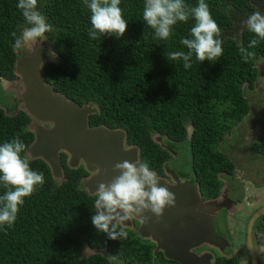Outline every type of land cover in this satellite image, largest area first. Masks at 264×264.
Returning <instances> with one entry per match:
<instances>
[{
    "label": "trees",
    "instance_id": "1",
    "mask_svg": "<svg viewBox=\"0 0 264 264\" xmlns=\"http://www.w3.org/2000/svg\"><path fill=\"white\" fill-rule=\"evenodd\" d=\"M205 2L221 29L217 38L222 40L223 54L202 63L193 54L188 69L182 60L166 57L171 51H188L181 39L191 38L192 18L173 26L168 39H159L143 20L145 0H120L128 21L125 34L117 38L97 33L93 40L85 0H37V11L53 28L44 35L57 55L44 66L45 80L53 90L79 106L96 107L89 127L124 132L126 147L138 149L137 163L147 161L157 174L171 159L170 150L188 147V169L196 176L202 198L209 199L218 195L221 184L217 177L225 157L220 144L247 116L244 92L249 90L244 87L253 88L258 65L264 61V40L248 48L256 37L246 26L241 31L240 20L246 21L255 11L264 14V0ZM18 3L0 0V80H15V39L30 27ZM185 3L194 7L198 0ZM241 48L256 55L245 62ZM14 108L12 104L9 109ZM29 124L24 112L7 115L0 109V144L19 137L27 150L34 139ZM188 128H192L190 141ZM155 136H161L162 144L153 141ZM60 161L61 184L53 181L43 161H29L33 170L43 172L44 183L24 198L10 227L0 226V264H149L153 247L137 232L123 228L126 238L112 240L92 225L97 196H89L83 188L82 179L88 174L83 166L70 169L64 154ZM9 187L0 182V196ZM87 247L106 249L107 256L86 257Z\"/></svg>",
    "mask_w": 264,
    "mask_h": 264
},
{
    "label": "water",
    "instance_id": "2",
    "mask_svg": "<svg viewBox=\"0 0 264 264\" xmlns=\"http://www.w3.org/2000/svg\"><path fill=\"white\" fill-rule=\"evenodd\" d=\"M51 45L44 36L32 47L16 49L14 81H0L3 94H12L16 103L14 114L24 112L31 120L28 130L34 140L25 152L29 161L41 160L49 168L54 182L64 180L60 154L68 157L67 166L76 169L82 164L90 175L83 180L84 190L89 196L96 194L99 183H109L118 172L113 171L115 163L123 160L137 162V148H125V133L103 127L89 128V117L97 111L91 104L79 106L64 95L56 93L44 76L43 67L56 60L57 55L50 54ZM25 86L21 94L20 85ZM1 108V105H0ZM5 114L8 111L5 110ZM49 126V128L47 127ZM192 130L188 131V138ZM160 143L161 138H153ZM174 186L159 179V185L167 187L175 194V206L166 207L161 217L151 212L143 216H130L139 222L138 234L143 240H151L156 251L161 250L165 258L177 264H210V256H198L193 250L202 244L211 246L219 252L228 244L218 238L214 232L213 219L225 208L223 202L204 201L195 185L181 184L173 172L166 170ZM98 209L95 207V212ZM119 211V210H118ZM123 215V213H121ZM148 217L147 221L143 217ZM264 216V209L258 211L250 220L246 231V250L251 264H256L251 244V230L254 222ZM115 223V221H114ZM131 229L130 220L122 225ZM175 231L170 232L169 229ZM85 248L83 255L107 256L106 249Z\"/></svg>",
    "mask_w": 264,
    "mask_h": 264
},
{
    "label": "clouds",
    "instance_id": "3",
    "mask_svg": "<svg viewBox=\"0 0 264 264\" xmlns=\"http://www.w3.org/2000/svg\"><path fill=\"white\" fill-rule=\"evenodd\" d=\"M85 4L91 11V39H97V33L102 36L115 35L117 38L125 34L128 21L119 6L120 0H91L90 3L85 0ZM17 7L22 10L30 27L24 28L21 35L16 37L15 47L33 48L40 38L53 30L52 25L37 11V0H19ZM189 18L195 21L191 28V38L181 39V44L188 51H171L166 57L169 61L182 60L185 69L192 67L193 54L201 63L214 62L223 54L222 40L217 38L221 29L212 17L209 5L205 0H198L194 7L187 5L185 0H145L143 20L159 39H168L172 35L173 26L178 22H187ZM244 24L256 37L251 40L248 48H255L260 40H264V14L255 11ZM13 36L16 34L13 33ZM240 53L245 62L256 55L246 48H241ZM50 54L55 55L51 50ZM20 91L21 94L25 91L23 84L20 85ZM25 150L26 145L19 137L0 144V182L6 187L10 186L0 196V226L10 227L16 220L24 198L31 196L36 187L44 183L43 172L33 170L29 159L22 157L21 153ZM113 171L119 175L109 183L98 184L95 200L98 211L91 217L92 225L99 232L106 233L109 239L126 238L127 233L123 228L120 227L119 231L117 228L130 216L138 217L151 212L159 218L166 207L175 206V194L159 185L158 176L147 161L136 163L123 160L115 163ZM147 219L143 217L145 222ZM88 251L92 252L90 249Z\"/></svg>",
    "mask_w": 264,
    "mask_h": 264
},
{
    "label": "flooded vegetation",
    "instance_id": "4",
    "mask_svg": "<svg viewBox=\"0 0 264 264\" xmlns=\"http://www.w3.org/2000/svg\"><path fill=\"white\" fill-rule=\"evenodd\" d=\"M244 89L249 90L248 93L244 92V94H248L249 111L247 116L235 126L232 133L228 134L224 138V142L220 144V152L225 158L222 162L223 170L217 177L221 183L219 193L214 198H202L204 201L215 200L223 202L225 205V208L221 209L213 219L212 225L216 236L224 240L228 246L224 247L222 252L206 244H202L193 250V253L198 256L209 255L210 264H251V259L246 250V231L251 218L258 211L264 209V61L258 65V80L253 88L250 85H245ZM12 96L11 93L6 95L0 90V104L3 105L4 101L6 105H12ZM251 97H255L256 101H250ZM9 113L14 114L8 110ZM189 129L192 130V128H188L187 133ZM246 135H250V139L245 144ZM187 139L190 141L191 135L188 138L187 134ZM243 149L247 152H243ZM169 153L172 155L171 159L163 165L162 174L156 173L158 179L174 186L172 178L166 173L168 170L174 173L181 184L188 182L195 185L199 190L196 176L191 175L189 169L180 164V162L186 163V159L182 154L180 155V151L170 150ZM233 154H236L235 157ZM241 160H245L244 166ZM243 167L245 168L243 169ZM87 178H83L82 182ZM129 220L132 227L129 230L138 234L139 222L131 217ZM169 231L175 230L170 228ZM260 239H264V216L259 217L254 222L251 230V244L256 264H264V240L260 241ZM145 241L153 247L149 264H177L167 260L161 250L156 251V245L151 240ZM241 242L244 245L241 246ZM235 251L237 253L231 254ZM115 264L125 263L118 261Z\"/></svg>",
    "mask_w": 264,
    "mask_h": 264
},
{
    "label": "rangeland",
    "instance_id": "5",
    "mask_svg": "<svg viewBox=\"0 0 264 264\" xmlns=\"http://www.w3.org/2000/svg\"><path fill=\"white\" fill-rule=\"evenodd\" d=\"M244 19H246V18H244ZM244 21H245V20H240L241 31H242L243 28L245 27ZM241 31H239V34H240ZM260 67H261V66H260ZM260 67H259V68H260ZM257 93H258V92H257ZM249 100H250V101H256L255 97H251ZM5 108H10V105L5 106ZM248 139H250V135H249V136H248V135L245 136V138H244V143H245V144L248 142ZM245 149H246V148H245ZM245 149H243L242 151H243V152H247V150H245ZM179 151H180V155L182 154V155L184 156V158L186 159V163H181V162H180V164H181V165H184L183 167H187V169H188V166H189V151H188V147H186L185 145H183L182 149H180ZM235 155H236V154H235ZM235 155L233 154V157H235ZM241 161L243 162V166H244V164H245V160H241ZM185 164H186V165H185ZM239 164H240V163H239ZM244 168H245V167H243V169H244ZM187 169H185V170H187ZM120 227H121V226H120ZM243 233H244V232H243ZM240 244H241V246L244 245L243 242H241ZM215 250H216V249H215ZM235 253H237V251H235V252H231V254H235Z\"/></svg>",
    "mask_w": 264,
    "mask_h": 264
},
{
    "label": "bare ground",
    "instance_id": "6",
    "mask_svg": "<svg viewBox=\"0 0 264 264\" xmlns=\"http://www.w3.org/2000/svg\"><path fill=\"white\" fill-rule=\"evenodd\" d=\"M50 43V42H49ZM53 63V62H52ZM46 65V64H45ZM44 65V66H45ZM43 70H44V67H43ZM45 76V75H44ZM16 79V78H15ZM50 85V84H49ZM12 104H15V106H16V103L14 102V101H12ZM1 105V108L0 109H2L3 111H5V110H10L9 108H5V106H7L5 103H3V105L2 104H0ZM15 110H16V108H14V109H12V110H10V111H12V112H14L15 113ZM20 112V111H19ZM22 112V111H21ZM5 113V112H4ZM29 118V117H28ZM29 120H30V122L32 123V120L29 118ZM48 128H49V126H47ZM90 128V127H89ZM104 128V127H103ZM109 130V129H108ZM190 130V129H189ZM117 131V130H116ZM192 133V132H191ZM160 137V136H159ZM154 138V137H153ZM161 138V137H160ZM162 139V138H161ZM34 140V139H33ZM125 140H126V138H125ZM153 141L155 142V143H157V144H162L161 143V140H160V143H158V142H156L154 139H153ZM162 146V145H161ZM29 148V147H28ZM125 148L126 149H130V148H128V147H126V145H125ZM131 148H135V147H131ZM61 154H63V153H61ZM60 154V155H61ZM65 155V157H66V160L68 161V157H67V155L66 154H64ZM35 161V160H34ZM67 161H66V163H67ZM61 162V161H60ZM137 162H138V153H137ZM136 162V163H137ZM62 166V165H61ZM79 166H83L82 164H79ZM78 166V167H79ZM78 167L76 168V169H78ZM83 168H84V166H83ZM84 170H85V168H84ZM86 171V170H85ZM64 172V171H63ZM87 173V172H86ZM88 174V173H87ZM90 175L88 174V177H89ZM82 184H83V182H82ZM84 188V187H83ZM96 195V194H95ZM94 196V195H93Z\"/></svg>",
    "mask_w": 264,
    "mask_h": 264
}]
</instances>
